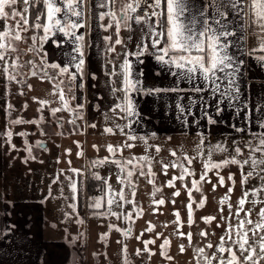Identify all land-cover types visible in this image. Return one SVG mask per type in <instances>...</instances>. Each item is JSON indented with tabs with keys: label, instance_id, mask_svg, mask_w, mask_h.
<instances>
[{
	"label": "snow or ice",
	"instance_id": "snow-or-ice-1",
	"mask_svg": "<svg viewBox=\"0 0 264 264\" xmlns=\"http://www.w3.org/2000/svg\"><path fill=\"white\" fill-rule=\"evenodd\" d=\"M20 4L21 0H0V77L7 81L24 83V80L18 78L31 76L38 78L41 82L50 83L52 85L50 94L57 97V100L49 101L38 97H33V100L39 105L38 112H43L46 107H49L58 128H63L64 125L62 118L57 117V113L68 112L72 118L67 122L78 130L77 121L84 119L85 105L80 102L73 105L72 101L77 100V91L82 93L85 89L86 75L88 79L97 80L96 74L87 73L86 69L85 49L92 47L90 37L93 20L96 22L100 41L96 45L97 49L105 56L117 53V46L122 49L117 53L119 63L113 59L105 61V66L111 65L112 68L110 71H105L104 75L108 77L106 86L113 98L108 111L112 112L116 119L127 122L120 125L113 120V126H106L103 131L115 134L118 130L127 139L120 145L108 144L106 150L110 155L93 160L90 164L91 168L107 164L115 165L117 183L121 187L117 190L109 183L108 177H101L96 172L92 173V177L100 181L98 191L101 195L89 198L87 207L94 210L106 208V211H95L94 215L115 216L117 219L122 217L125 221L132 220L133 212L137 216L143 215V209L136 205L135 200L128 199L125 195V188H127L131 190V196L135 197L136 184L133 177L136 175L145 177L147 182L153 185L151 193L153 197L162 191V188L155 185L156 173L152 170L155 157L150 152V149H154L155 153L159 154L161 149L148 142L149 138L155 137V133L149 137L138 136L134 131L125 132L126 128L132 129L133 124L139 123V120L135 119L140 113L133 94L153 95L160 92L182 91L202 94L199 96L198 105L196 99L189 97L187 106L178 103L177 107L181 114L187 111L188 115H193L192 106H197V113L193 115V119L191 121L185 119L183 124L188 127L195 124L197 128H207L210 135L211 129L208 126L223 123L224 121L218 118H222L226 109H232L235 116H240L241 111L248 108L247 103L239 105L242 95L241 69L245 61L230 52V49L240 51L242 56L254 57L257 63L264 67V54L257 55V53H264V0H22L23 7H20ZM82 29L85 31H80ZM249 30L256 39V47L244 52L242 48ZM122 33L127 35L124 36ZM53 37L58 38L60 42L58 43ZM230 37L236 39H229ZM65 38L71 50L63 53V63H49L48 54L43 51L44 45L51 41L60 48ZM27 41L31 43L26 51L39 55L40 63L27 61L30 65L29 71L22 73L20 69L25 65L20 63L19 55L12 54L18 53L19 44ZM152 60L159 64L162 70H166L167 74L175 77L176 81H182L190 87L180 88L175 82L170 88L146 87L143 66ZM49 70H52L51 73ZM156 75L160 73L157 72ZM117 78L119 86H117ZM27 86L29 89L32 88L30 84ZM96 86V84L91 85L93 88ZM20 94L23 95L22 92ZM81 99L84 97L81 96ZM53 102L58 103L59 106L50 107ZM24 107L27 108V104ZM95 107L99 109V105ZM7 108L11 110L13 105L8 104ZM209 108L212 109L211 112ZM256 111L261 112L262 115L255 121L251 119L250 113L245 112L244 127L236 124L228 125L233 132L241 135L230 134L224 140L212 144L204 133L197 131L199 143L195 147V155L178 154L173 149L170 155L175 159L168 163L159 162L166 176L169 168L178 170V175H173L167 180L165 186L175 188L176 181H181L190 201L186 205L189 226L194 223L193 190L202 192L204 183L211 184L212 191H215L218 185L225 187V176L220 174L221 170L230 165L236 166L239 170L241 196L235 205L229 203L230 194L236 183L235 173L229 172L227 180L232 186L227 187L226 194L219 200V221L214 215L202 217L206 224L215 221L216 227L222 228L223 232L217 243L208 242L202 247L193 249L196 264H264V107L257 108ZM104 117L106 121L109 119L107 113H104ZM44 119L41 115L38 119L20 118L11 120L9 123L33 124L39 127ZM252 123H255L261 131L252 130ZM88 126L96 128L97 125L92 123ZM40 131L41 134H46L42 128ZM0 135L7 138L6 142L13 150H19L11 144L13 136L11 130ZM17 135L25 137L24 151L28 155L24 162L26 163L28 159H36L32 155V145L26 139L29 133L20 132ZM137 140L143 143L144 154L123 157L124 149L131 150L136 147L132 142ZM76 143L79 147V142ZM35 146L47 151L42 141H37ZM93 147L95 148L96 145ZM65 152L70 153L71 150L66 149ZM217 153H227V155L220 160H215L213 157ZM77 155H83V152H77ZM197 159L202 160V171L198 179H191L189 187L184 181L188 177L196 176V172L190 166ZM68 163L71 165V161ZM68 171L74 174L65 176V180L71 190V198L75 200L84 187V180L78 181L76 177H84V172L71 167ZM210 172L215 174L216 183H212L209 178ZM60 175H64L63 169L60 170ZM252 179L258 180L259 183L251 188L246 187ZM58 182H60L59 176L53 180V183ZM60 191L63 194V187ZM180 194L179 189L172 193L176 197ZM206 199L207 197H202L197 207L203 208ZM153 203L163 205L165 200L154 199ZM172 203L175 204L176 201L172 200ZM249 203L253 205L252 208L245 207ZM125 204L133 205V210L119 213L113 211L114 206L123 209ZM224 205L228 208L227 216L224 215ZM69 206L75 211V203ZM257 207L259 210L256 211V218L253 219V211ZM174 216L173 223L177 225L175 234L186 238L191 245L192 233H184L180 230L179 211L174 212ZM76 222L84 223L82 219H77ZM109 228L121 232L125 238L132 232L130 227L121 230L115 225H109ZM153 228L154 226L149 223L145 231L152 232ZM142 235L143 232L136 236V239L140 240ZM199 235L207 239L209 232L202 230ZM100 239L106 240L107 234H101ZM117 243L122 245L121 252L125 254L123 264H130L126 255L127 245H124L122 241ZM142 243L144 244L143 252L155 254L148 247L150 244H155V240H145ZM169 246L170 241L165 238L160 245V254L172 260L173 257L166 251ZM185 250L183 244L179 245L181 253ZM136 254L140 255L141 250L137 249Z\"/></svg>",
	"mask_w": 264,
	"mask_h": 264
},
{
	"label": "crops",
	"instance_id": "crops-1",
	"mask_svg": "<svg viewBox=\"0 0 264 264\" xmlns=\"http://www.w3.org/2000/svg\"><path fill=\"white\" fill-rule=\"evenodd\" d=\"M92 23L93 30L90 37L92 47L85 49L86 69L87 73L94 72L97 76V80L93 81L88 79L86 75L85 89L82 93L77 91V100L72 101L73 105L77 102L84 103L85 105L83 109L84 119L81 120L79 129H74L73 126L67 122L72 118L67 113L61 115V112L57 115V117L62 118L64 125L63 128H58L55 123V117L51 115L50 110L39 112L40 116L43 115L44 118L46 114H50L44 119V122L39 127L37 126L38 129L40 130V128H42L47 134L50 132L49 135H52L50 139L55 135L57 136L55 141V151L59 150L58 153L60 154L58 155L57 160H59L61 165H59L57 161L55 162L54 173H60L62 167H65V170L68 169L66 166L69 165L68 161H71V168L83 170L87 168L98 173L102 177L101 168H91V162L110 155L106 150L108 144L114 146L120 145L127 139V137L121 134L118 130L115 131V134H109L103 131L106 126H113V120L120 125H124L127 122L123 119H116L113 116V113L108 111L113 98L110 96L109 88L106 86L108 77L104 75L105 71H110L112 68L111 65L105 66V61L107 59H113L119 63L117 53L121 52L122 49L120 46H117V53H112L109 56L102 54V52L96 47L100 41L98 39V30L95 26V20H93ZM80 31L83 32L85 30L82 29ZM103 34L107 35L110 33ZM29 35H31V33H29ZM122 35L126 36L127 33H122ZM53 39H57L58 43L60 42L56 37H53ZM86 39L88 38L86 37ZM229 39L236 38L230 37ZM30 43L31 41L20 43V51L14 53V56L19 55L20 60L22 61L32 59L36 64H39L40 56L36 53L26 51ZM254 47H256V39L251 35V30H249L242 51L246 52ZM70 50L71 46L66 42V38L60 48H57L51 41L46 43L43 47V51L48 54L47 60L49 63H63V53ZM230 52L245 61V64L241 69L240 84L242 95L239 105L247 103L248 108L241 111L240 116H235L232 109H226L223 112L222 118H218L222 119L224 121L223 123L217 126H208V128L211 129V134L209 135L207 128H197L195 124L188 127L183 124L185 119L189 121L193 119V115L197 113V106H192L191 111L193 115H188L187 111L184 114H181L177 107L178 103L187 106L189 104V97L196 99L198 105L199 96L202 94L186 91L160 92L153 95L133 94L140 113L139 117H136L135 119H138L139 123L133 124L132 129L126 128L125 132L134 131L138 136L144 135L149 137L152 133H155V137L149 138L148 142L149 144H152V141H154L152 145L159 146L160 149L163 144L165 149H168L169 138L172 139L177 136H183L186 138L196 135L197 131L204 133L205 136L214 135L215 137L222 138L230 134H233L234 136L241 135L233 132L228 125L236 124L239 127H244L245 112L251 114V119L253 121H255L258 116L262 115V113L256 111V109L264 107V67H261L252 56H242L241 52L236 49H230ZM260 54L264 53H257V55ZM143 70L145 72V77L143 79L145 80L146 87L170 88L174 86V82L179 84L180 88L190 87V85H187L182 81H176L175 77L167 74L166 70H162L161 66L154 60L146 62L143 66ZM157 72H159L160 75H156ZM22 73L27 72L24 70ZM21 79L25 81L24 83H20V86H22L21 90L24 91L28 88L27 85L31 84L32 80L31 78H27V76H21ZM92 84H96L97 86L93 88L91 87ZM49 86L52 87L50 83ZM117 86H119L118 78ZM117 95H119V93ZM81 96H83L84 99H81ZM209 103H211V100H209ZM23 105H25V102ZM95 105H99V109H97ZM209 111L211 112L212 109L209 108ZM34 112L36 113L38 111ZM104 113H107V116L109 117L107 121L105 120ZM33 114L34 113H30L29 116ZM28 117H25L24 119L30 120ZM35 119H38V117ZM92 123L97 125L96 128L88 126ZM201 123L203 124V121H201ZM251 127L254 131H261L255 123H252ZM58 132L62 134H57ZM38 138L39 141L46 143L45 147L47 149L50 148L47 143L49 139ZM58 139H60V141H58ZM76 142H79V147H77ZM93 145H96V147L94 148ZM141 145L142 146L140 147L142 150H137V148L131 150L124 149L123 157L127 158L131 155L139 156L144 154V145L142 142ZM66 149H70L71 152L66 153ZM77 152H83V155L78 156ZM150 152H154V149H150ZM160 156L161 155L157 156L156 154L152 163V170L156 172L155 185L162 188V190L164 188L168 190L170 188L165 186L168 179L162 180V177L159 178L160 176L157 174L158 172H162V165L159 163L162 159ZM62 162L64 164H62ZM82 163L83 168H79V165ZM113 167L116 169L115 165H113ZM68 172L70 175H74L70 171ZM136 177H141L138 175L133 177V180L137 185L139 180ZM90 178L93 177L88 175L87 181H90ZM110 180L109 183H111ZM143 182L151 185L153 189L152 184H149L144 180ZM26 183L27 187L30 188L33 194H25L20 197V199L15 200H3L0 198V264H119L120 261L124 259L120 255L122 245L117 243V241H122L120 236L116 235L119 232H116L115 234V229L113 233L109 228V225H115L123 230L121 224L124 220L123 218L122 220L117 218L114 220L113 218L94 215L93 213L95 211L89 212V207L87 208V203L85 202L86 208H82L80 201L77 202L76 209L73 211L69 205L75 203V201L69 199L71 190L69 189L66 180L58 183H53V181L50 182V180L39 182L27 181ZM92 184L93 183H90V185ZM99 185L100 181L94 187ZM203 186L204 185H202V187ZM61 187H63V194H61L60 191ZM136 188V195L134 198L131 196L130 189H128V192H125V195L128 199L135 200L136 205L143 209L144 215L147 210L144 206L145 202H147L148 199L151 201L162 198L160 197L162 191L158 192L155 197H149L145 194V190L139 192ZM175 190L177 189L173 188V192ZM182 192L183 190H181V195L178 197L173 196L172 194L170 196L178 199L183 195ZM197 193H199L198 196H196L195 190L192 192L194 201L198 199L201 192ZM42 195H44V197ZM65 197H68V199H65ZM201 199L202 197H199V201ZM61 203L68 204V206H66L64 210H59L58 205ZM206 203L207 199L205 204ZM87 209L88 211H86ZM155 209V213L158 214L159 205L155 207ZM132 210L133 205L132 208L130 207L124 211ZM97 211H106V208H101ZM141 216L138 217L136 213L133 212L131 220L133 225L136 224ZM77 219H82L84 223L78 224L76 222ZM89 219H91V221L96 220L95 230L90 229L93 226L92 223L90 224ZM142 232L144 233L145 230L141 231V233ZM105 233L107 234V239L102 241L100 236ZM149 236L150 237L146 240H153L154 237L151 234ZM123 244L127 245V256L128 260H130L131 246L127 242ZM150 245H148L149 249ZM155 250L153 251L154 253ZM162 257L164 258V256ZM145 264H147V262H145Z\"/></svg>",
	"mask_w": 264,
	"mask_h": 264
},
{
	"label": "rangeland",
	"instance_id": "rangeland-1",
	"mask_svg": "<svg viewBox=\"0 0 264 264\" xmlns=\"http://www.w3.org/2000/svg\"><path fill=\"white\" fill-rule=\"evenodd\" d=\"M19 6L23 7L22 0H21V4ZM12 55L14 56V53ZM30 60L32 61V59H29L27 61H30ZM27 61L20 60V63L21 64L23 63L25 65L22 69H20L21 72L25 70L28 73L30 65L27 64ZM49 72L51 73V71H49ZM27 78H31L32 82L30 85H32V88L31 89H29V88L25 89L23 91V95H21L20 94V87H19L20 83H17L15 81H12V82L7 81L4 78L0 77V133L6 132L5 131V124L7 121L6 117H9V112H6L7 100H13L15 103V107H13L11 109V113H12L14 118H18V115H20L21 118H25V117H28L30 113H34L33 115L28 117L30 120L35 119L36 117H38V118L40 117L39 112H36V113L34 112V111H37L39 105L37 104V102L35 100H33V97H38L39 99H47L49 101H56L57 100V97L50 94L52 92V87L49 86L48 82H46V81H45L46 83L41 82L38 78L31 77V76H27ZM18 79H21V77H19ZM7 84L10 85L9 86L11 88L10 90H6ZM24 102H25V104H27V108L24 107V109H23V103ZM57 106H59V105H58V103H55V102L50 104V107H57ZM44 110L45 111L49 110V107H46ZM64 113H67L71 116V114L68 112H62L61 115H65ZM49 114H46L45 118ZM59 114L60 113H57V115H59ZM80 124H81V120H78V122H77L78 129L80 127ZM24 125H25V132L29 133V136H32L33 133L36 132V130H37L38 134H36L35 136H39L42 139H49L47 141V143H48L50 148L47 149V151H45V150L43 151V149L38 148V147L35 148V150L32 151V155L35 156L36 159H28L27 162L25 163L24 161H25V158L27 157L28 153L26 151H24V147H25L24 140L19 138V136L17 134H14L12 137V140H11V144H14L16 146V148L19 150H13L11 145L6 142L7 138L3 135H0V198H2L3 200H15V199H20V197L24 196L25 194L26 195L33 194V192L30 190V188L27 187V183H26L27 181L39 182V181L50 180V182H51L57 176H59V181H63V180H65V176H73V175H70L68 171H66L70 168V165L66 166L68 168L66 170L64 169L65 167H62V169H64V175H60V173H54L53 172L54 167L56 165L55 162L57 161L58 155L60 154V153H58L59 150L55 151V141H56L57 136L55 135L50 139V137L52 136V135H49L50 132H49V134H41L37 125H33V124H24ZM18 126H20V125H18ZM31 129H33V130H31ZM14 133H18V129ZM228 136L229 135H226L224 138L215 137L214 135L207 136V137L211 141L212 144H215L219 141L224 140ZM232 136H234V135L232 134ZM235 136H239V135H235ZM58 141H60V139H58ZM153 142L154 141H152V144H153ZM207 142L208 141L206 140V144H207ZM132 143H134L136 145V147H134V149L137 148V150L138 149L142 150V148L140 147L142 145H141V142H139V140L134 141ZM197 143H199L197 135L186 137V138H184L183 136H177V137H173L172 139L169 140L168 149H165L164 144H163L161 146V151L159 152V154L155 153V151L151 152V154L154 157L156 156V154H157V156L161 155L160 156L162 158L161 161H163L164 163H168V162L172 161L173 159H175L174 157H172L170 155L171 150H173V149L176 150L178 154H185L186 153L190 156H193L196 154L195 153V147H196ZM225 155H227V153H217L213 157V159L220 160ZM41 161H42V163H41ZM62 164H64V163L62 162ZM59 165H61V164L59 163ZM190 167L196 172V176L186 178L184 183H187L189 186H191L190 185L191 179H193V178L198 179L199 178V174L202 171V160L201 159L195 160ZM79 168H83V163L79 165ZM100 168H101L102 177H108L109 180L111 179L110 184L113 186V188H116L118 190L121 186L117 183V178H116V171L117 170L114 169L113 165L107 164V165L102 166ZM80 170H82L84 172V177H82V178L76 177V179L78 181L80 179H83L84 180V187L77 194V198L75 200H72V198H71L72 193L70 194L69 199L71 201H75V204H77V202L80 201V205L82 206V208H84V207L86 208L85 203L88 204V202H89V200L86 198V191H87V187L91 186L90 185L91 180L87 181V176L90 175L92 177L93 171H91L90 169H87V168L85 170H83V169H80ZM245 171H247V169H245ZM229 172L235 173L236 183H235L233 192L230 194L231 199L229 201V203H232L233 205H235L237 199L241 196L240 173H239V170L236 166L230 165V166L222 169L221 173H220L221 175L225 176V181H226L225 187H220L218 185L216 190L212 191V185L211 184H208V183L203 184L204 186L202 187V192L200 193L199 197H207V203L205 204V206L203 208H198L197 203L199 202V197L195 201V203H193V211H195V214L199 213L201 215L200 218L195 219L194 229L191 227V230L194 231L193 241H192L191 245H189L188 240H185V239L175 241L172 249L169 251V253L172 254L174 259L168 260L167 264H196V261L193 258L194 257L193 249L195 247H202L208 242H212L213 244L217 243L219 236L223 232V229L217 228L215 221L211 224L204 223V221L202 220V217L208 216V215H214L217 217V221H219V218H220V213L218 212V208L220 207L219 200L221 197H223L226 194L227 187L232 186L231 182L227 180V176H228ZM157 174H158V176H160L159 178L162 177V180L163 179L167 180V179H170L173 175H178V170L169 168L167 176L164 175L163 172H158ZM208 175H209V178L212 180V183H216L215 174L210 172ZM139 177H141V176H139ZM136 178L139 180V182L136 185V187H137L136 189L139 190V192H143L145 190V194L149 197H152L151 193L153 192V189H152L151 185H148V184L143 182V180L147 181V179L145 177H141V178L136 177ZM87 182H88V186L86 185ZM258 183H259L258 180L252 179L249 181V183H248V185H246V187L251 188L252 186L257 185ZM34 184H36V183H34ZM135 184H136V182H135ZM178 187H180V189L184 190L185 194L187 195V191L185 189H183L182 183L179 180L176 181V187L175 188L177 189ZM125 192H128L127 188H125ZM172 192H173V188H170L168 190H166V188H164L162 190L160 197H162L166 201L167 204L165 205V207H163V209L159 205V213L158 214H156L154 211L153 200L150 201V199H148L147 202H145L144 206L147 208V210H146L145 214L137 220L136 224L133 227L131 234L127 238H125L121 234V232L116 234L117 231H115V234L120 236L123 243L127 242L131 246V251H130L131 258L129 260L130 264H145V262H147V264H164L163 261L165 258H163L159 253L161 251L160 245L162 243L160 238L157 239L156 237H154L157 240L155 241V244L150 245V249H151L152 253H154L153 251L155 249L156 250H155L154 255H150L149 253L143 252L144 244L142 243V241H145L147 238H149L150 237L149 235L151 234V232H147V231L144 232L143 235L141 236L140 240H137L136 236H139L141 234V231H144L148 227L149 223H151V225H153L155 228V229H153V233H155L156 231H161L164 228H165V230L169 229V231L171 233H175V228H177V225L173 223V221L175 220L174 212H176L175 210L182 212V207L184 206V203H189L190 201L187 198V196H185L184 200H183V195H182L177 200V202L179 203V206L176 209H174L172 206H170V201L172 198L170 195L172 194ZM195 193H196V196L199 195V193H197V191H195ZM42 196L44 197V195H42ZM249 199H252V197H249ZM181 201H182V205L180 203ZM66 206H68V204L61 203L58 205V207H59L58 209L64 210L66 208ZM130 207L132 208L131 204H125L123 209L116 208L114 206L113 211H116L119 213L121 211H124L125 209H129ZM245 207L246 208H252L253 205L249 203V204H246ZM91 209L92 208H89V212L90 211H97V210H91ZM258 210L259 209L257 207L253 211V219L256 218L255 214H256V211H258ZM86 211H88V209ZM158 215H164L167 218H171V220H168L169 223L167 224V227H165V226L163 227L165 219L158 216ZM224 215L225 216L228 215L227 205H224ZM107 217L113 218L114 220L116 219L115 216H107ZM107 217H105V218H107ZM120 219L122 220V217ZM92 221H91V219H89L90 224L92 223V226H93L90 229L95 230L96 220H92ZM115 222H117V221H115ZM129 222L130 221H125V220H123L121 222V224L123 226V230L128 229ZM111 230L114 233V229H111ZM202 230L209 232V236L207 237V239H205L199 235L200 231H202ZM153 233L151 234L152 236H154ZM164 238H166V237L164 236ZM168 240L170 241V244H171V240L170 239H168ZM181 244H183L185 246V249H186L185 252H183V253H181L179 251V245H181ZM137 249L141 250L140 255L136 254ZM206 251H209V250H206ZM120 255L123 258L125 256V254L122 252L120 253ZM126 255H127V253H126ZM127 259H128V256H127ZM122 261H120V263ZM121 264H123V262Z\"/></svg>",
	"mask_w": 264,
	"mask_h": 264
},
{
	"label": "flooded vegetation",
	"instance_id": "flooded-vegetation-1",
	"mask_svg": "<svg viewBox=\"0 0 264 264\" xmlns=\"http://www.w3.org/2000/svg\"><path fill=\"white\" fill-rule=\"evenodd\" d=\"M9 83V82H8ZM20 85V84H19ZM10 85L9 84H7V87H6V90H10L11 88L9 87ZM20 87V93L22 92L23 93V91L21 90V87L22 86H19ZM8 104H11V105H13V107H15V103H14V101L13 100H7V103H6V112H9V117H6V124H5V131H8V130H11L12 131V133H13V135L14 134H18V133H20V132H25V125L24 124H19L20 126H18V125H13V124H10L9 123V121H11V120H16V119H20L21 118V116L20 115H18V118H14L13 117V115H12V113H11V110H9L8 108H7V105ZM23 109H24V105H23ZM21 112V111H20ZM24 119V118H23ZM31 127V126H30ZM18 129V133H14L16 130ZM31 130H33V129H31ZM44 133H46V131L44 130L43 131ZM36 134H38V131L36 130V132H34L33 133V135L32 136H27L26 137V139L28 140V143L30 144V145H32V151H34L35 150V148H37L35 145H36V142L37 141H39V136H35ZM47 134V133H46ZM19 136V135H18ZM13 137V136H12ZM19 138H21L22 140H24L25 139V137H20L19 136ZM20 142V141H19ZM44 145H46V143H44ZM90 180H95L94 178H90ZM169 180V179H168ZM95 181H97V180H95ZM97 182H99V181H97ZM91 183H95V182H93V181H91ZM96 184H98V183H95V185ZM87 186H88V182H87V184H86ZM94 185V186H95ZM91 187V186H90ZM90 187H87V188H89L90 190H91V188ZM97 187V186H96ZM95 188V187H94ZM93 189V188H92ZM177 189H179L180 190V192H181V190L182 189H180V187H178ZM182 194L184 195V197L185 196H187V198H188V195H186L185 194V191L183 190V192H182ZM181 195V194H180ZM184 197H183V200H184ZM189 199V198H188ZM172 200H175L176 201V203L175 204H173L172 203ZM177 198H174V197H172L171 198V201H170V206H172L174 209H176L178 206H179V203L177 202ZM181 203V205H182V201L180 202ZM167 203H166V201H165V204H163V205H160L161 206V208L163 209V207H165V205H166ZM188 203H184V208L182 207V212H179V213H181L180 214V222H181V227H180V230L182 231V232H184V233H188V232H191L192 233V241H193V236H194V231L193 230H191V227L194 229V223L191 225V226H189L188 224H187V207H186V205H187ZM153 206H154V209H155V207H157L158 205H156V204H154L153 203ZM185 209V210H184ZM175 211H177V210H175ZM164 214V213H163ZM172 214V213H171ZM158 216H160V217H162V218H164L165 219V222H164V224H163V227L165 226V225H167L169 222H168V220H171V218H167L166 216H164V215H158ZM201 217V215L199 214V213H197V214H195V211H193V221H195V219H197V218H200ZM186 221V222H185ZM129 227L133 230V227H134V225H133V222L132 221H130L129 222ZM128 227V228H129ZM162 227V228H163ZM153 229H155V228H153ZM176 229V228H175ZM186 229V230H185ZM165 228L163 229V230H161V231H156L155 233H153V231L151 232V234L153 233L154 234V236L153 237H156L157 239L158 238H160V240H161V242L163 243V241H164V236L166 237V238H168V239H170L171 240V244H170V246L166 249V251H167V253H168V255H170L171 257H173L172 256V254H170L169 253V251L172 249V247H173V245H174V242L175 241H179V240H183V239H185V240H187L186 238H184V237H180V236H178V235H176L175 233H171L170 231H169V229L168 230H165ZM146 232V231H145ZM134 233V232H133ZM158 234H161V235H159L158 236ZM152 237V236H151ZM152 237V238H153ZM157 239H155V238H153V240H157ZM161 243V244H162ZM161 252V251H160ZM165 258V257H164ZM174 259V258H173ZM167 262H168V259H164V261H163V263L164 264H167Z\"/></svg>",
	"mask_w": 264,
	"mask_h": 264
},
{
	"label": "built area",
	"instance_id": "built-area-1",
	"mask_svg": "<svg viewBox=\"0 0 264 264\" xmlns=\"http://www.w3.org/2000/svg\"><path fill=\"white\" fill-rule=\"evenodd\" d=\"M98 187L99 186H97V187H95V188H93V189H89V188H87V191H86V198L89 200V198H91V197H96V196H99V195H101V193L98 191Z\"/></svg>",
	"mask_w": 264,
	"mask_h": 264
},
{
	"label": "trees",
	"instance_id": "trees-1",
	"mask_svg": "<svg viewBox=\"0 0 264 264\" xmlns=\"http://www.w3.org/2000/svg\"><path fill=\"white\" fill-rule=\"evenodd\" d=\"M91 181H93V182H95V183H98V182L95 181V180H91ZM95 183H93V184L91 185V188H94Z\"/></svg>",
	"mask_w": 264,
	"mask_h": 264
}]
</instances>
